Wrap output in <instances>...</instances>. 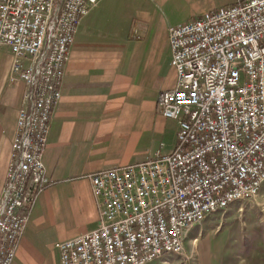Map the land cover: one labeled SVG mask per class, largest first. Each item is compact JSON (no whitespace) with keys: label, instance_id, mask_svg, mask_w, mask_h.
<instances>
[{"label":"built area","instance_id":"1","mask_svg":"<svg viewBox=\"0 0 264 264\" xmlns=\"http://www.w3.org/2000/svg\"><path fill=\"white\" fill-rule=\"evenodd\" d=\"M100 0H0V45L24 84L0 202V264L51 181L44 165L78 25ZM172 89L157 108L176 144L142 162L87 176L96 228L54 248L60 264H150L179 251L192 221L264 183V0L239 1L167 30Z\"/></svg>","mask_w":264,"mask_h":264},{"label":"crops","instance_id":"2","mask_svg":"<svg viewBox=\"0 0 264 264\" xmlns=\"http://www.w3.org/2000/svg\"><path fill=\"white\" fill-rule=\"evenodd\" d=\"M239 1L100 0L81 19L50 117L43 161L51 184L36 201L14 264H60L54 245L96 228L88 175L173 151L177 124L157 108L159 93L175 83L167 30ZM11 62L0 45V202L24 92Z\"/></svg>","mask_w":264,"mask_h":264},{"label":"rangeland","instance_id":"3","mask_svg":"<svg viewBox=\"0 0 264 264\" xmlns=\"http://www.w3.org/2000/svg\"><path fill=\"white\" fill-rule=\"evenodd\" d=\"M205 217L187 231L183 253L151 264H264V184L253 198Z\"/></svg>","mask_w":264,"mask_h":264},{"label":"bare ground","instance_id":"4","mask_svg":"<svg viewBox=\"0 0 264 264\" xmlns=\"http://www.w3.org/2000/svg\"><path fill=\"white\" fill-rule=\"evenodd\" d=\"M262 184H264V183H261V184H257L256 186H254V188H253V197L254 196H256L257 194H258V192H259V190H260V187L262 186ZM246 196H248L249 197V195H242V196H240V197H238V198H230L229 199V203L225 206V207H223V208H213L212 209V212H207V214H205L204 216H203V219H201V220H198V221H192V223H190V225H188V226H186L185 227V230L183 231V235H182V238H180V247L182 248V250L184 249V238H185V235H186V233H187V231L191 228V227H193L196 223H198V222H200V221H202V220H204L206 217V215H208V214H213V213H216L217 211H219V210H225L230 204H232L233 202H235V201H237V200H240V199H242V198H244V197H246ZM205 217V218H204ZM182 252H179V251H167V252H162V253H160L159 254V258H158V260H160V259H162L164 256H169V255H176V256H178V255H180ZM157 260V261H158ZM153 263V262H152ZM151 264V263H150Z\"/></svg>","mask_w":264,"mask_h":264}]
</instances>
